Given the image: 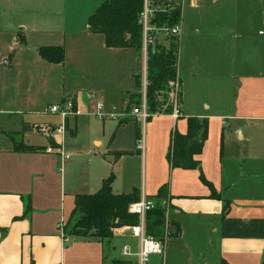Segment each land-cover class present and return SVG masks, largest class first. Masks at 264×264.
I'll list each match as a JSON object with an SVG mask.
<instances>
[{"label": "crops", "instance_id": "0c3cea01", "mask_svg": "<svg viewBox=\"0 0 264 264\" xmlns=\"http://www.w3.org/2000/svg\"><path fill=\"white\" fill-rule=\"evenodd\" d=\"M103 1L6 0L0 9V264H135L140 240L129 225L103 239L67 226L76 195L96 192L111 174L115 193L137 187L151 198L167 186L169 231L179 224L180 233L168 231L164 252L146 264H264V0H189L199 9L218 6L202 24L211 39L195 31L184 37L182 29V115L148 117L144 148L136 150L120 137L132 116L102 119L106 143L94 137L97 151L74 149L63 159L50 140L64 150V134L43 130L61 120L50 106L76 97L82 114L70 116L66 129L77 134L78 117L94 115L99 102L110 110L130 104L141 58L145 72L143 55L107 47L104 34L89 29ZM57 45L62 62L41 56L40 47ZM189 116L208 119L200 165L173 167L171 140L175 130L187 132Z\"/></svg>", "mask_w": 264, "mask_h": 264}, {"label": "trees", "instance_id": "16d2710c", "mask_svg": "<svg viewBox=\"0 0 264 264\" xmlns=\"http://www.w3.org/2000/svg\"><path fill=\"white\" fill-rule=\"evenodd\" d=\"M169 9L156 12L153 22L156 25L173 26L182 20V6L174 0H159ZM144 0H104L88 18L89 29L105 36L107 47L133 48L143 55V27L139 22ZM168 43V44H167ZM179 43L176 37L158 38L155 44L148 47L146 61V97L151 114L171 112L170 92L171 82L179 80L178 56ZM40 54L43 58L60 63L64 60L65 50L61 45L42 46ZM139 92L136 101L131 100L127 109L133 104H139L142 98L143 79L137 76ZM134 95V94H133ZM133 97V96H132ZM133 105V106H134ZM165 107V109H164ZM129 118V117H128ZM126 118V120H128ZM208 135V119L198 116L188 117L186 133L175 130L169 160L173 167L197 168L200 161L195 155L200 154ZM137 138L140 139L139 128ZM53 143V140H50ZM18 149L33 150L34 147L18 142ZM121 154L124 152H120ZM114 174L108 176L99 190L94 193L76 195L75 208L72 211L67 226L70 232L78 236L94 234L99 238H107L113 234L117 226L130 225L139 221V216L129 212V205L140 199L141 191L135 187L127 193H115L112 189ZM168 196L167 186L163 185L159 192L151 197L157 200L154 208L146 215L147 231L157 238L164 239L166 224V205L162 202ZM229 202L226 201L222 216L227 213ZM26 211L30 209L27 202ZM180 233V225H174L169 231V237ZM115 264H131L117 260Z\"/></svg>", "mask_w": 264, "mask_h": 264}, {"label": "built area", "instance_id": "2783aa9c", "mask_svg": "<svg viewBox=\"0 0 264 264\" xmlns=\"http://www.w3.org/2000/svg\"><path fill=\"white\" fill-rule=\"evenodd\" d=\"M172 5H166L159 0H144L143 9L140 12L139 22L143 27V57L145 62V75L143 83L142 98L139 104L135 105L132 108L131 114L127 110L118 114L116 111L110 110L109 112L104 111V104L99 102L97 104L96 110L91 112L94 115H97L100 119H105L106 117L118 118L124 120L130 116H136L139 120L145 122L148 117L151 116L149 110V104L146 97V61L148 55V47L151 44H155L158 38H168L176 37L177 40L180 39L182 34V20L173 26L169 25H156L153 22V17L156 15V12L161 9H170ZM172 90L170 92V101L172 105V115L176 119L182 115L178 97L180 92V83L179 80L171 82ZM165 109V107H164ZM50 110L53 113L58 114L62 118V122L57 123L54 126H47L43 129L47 134L53 135L58 133L63 135L66 130V122L70 116H77L82 114L81 109L77 105L76 97L73 95L67 96L60 103H55L50 106ZM139 147L144 148V144L139 142ZM49 151H54V148L49 147ZM56 150V149H55ZM57 152L61 154L63 159L69 157V153L65 152L62 147L57 148ZM157 204V200L154 198L148 197L145 193L141 194L139 200L132 202L129 205V212L139 216V221L129 225L131 233L139 238L140 240V250L138 252V261L135 264H146L150 261L151 257L155 254H162L165 250L168 238L169 231V219H168V202H164L166 205V224H165V237L164 239L157 238L155 235L147 231V222L146 215L149 210L154 208ZM62 225V224H61ZM124 253L128 254L129 248L126 246L124 248Z\"/></svg>", "mask_w": 264, "mask_h": 264}, {"label": "rangeland", "instance_id": "374dc122", "mask_svg": "<svg viewBox=\"0 0 264 264\" xmlns=\"http://www.w3.org/2000/svg\"><path fill=\"white\" fill-rule=\"evenodd\" d=\"M7 5L6 0H0V9H5ZM218 6V4H212L209 3L207 4V8L199 9L194 6H191L189 4V0H187L184 5H182V29H183V34L184 37L185 35L189 34L192 35V31H195V35L198 38L202 39H211L210 32L207 29V27H203L202 24H208L211 23L209 21L210 15H209V10L212 8H215V6ZM168 44V43H167ZM185 43L183 41V35L181 34L180 37V43H179V56H178V67H180L181 60L184 57V46ZM224 49V48H223ZM205 54V55H203ZM202 57L206 58L207 56H211L210 53H201ZM209 56V57H210ZM143 59H140V68L137 70L140 74L139 76L143 79L145 72L143 69ZM179 69V68H178ZM144 81V79H143ZM144 83V82H143ZM143 90V89H142ZM181 91L182 87H180V92H179V97H178V103L181 106L182 103V97H181ZM138 95L134 94L133 99L136 101V97ZM50 101H52V96H50ZM59 103V102H57ZM105 106L104 111L109 112L110 108H108L105 104V102H102ZM171 103V101H170ZM128 102H121V104L118 106H111V108L116 107L115 111L116 113L120 114L126 110V106H128ZM133 106V105H132ZM131 106V107H132ZM96 109H93L95 111ZM93 112L92 110H90ZM132 108L129 112L131 114ZM152 115V114H151ZM104 120L111 121V122H116L119 121L120 119L118 118H112V117H106ZM104 120L100 119L97 115H88V114H83L78 117V127H77V134H72L70 129H66L64 132V137L62 138L64 141V151H78L80 154H87L89 151H97L96 145L93 143V138H101L104 140L106 143V139H108V134L106 133V137L104 135ZM62 122V118L60 120ZM70 124L73 125L75 124L74 118H70ZM147 121L143 122L141 120H138L136 117L132 116L129 125L126 127L125 130L121 132V139L124 140L123 145L125 147H133L135 150L138 147L139 142L142 144H145V136H146V123ZM139 128L140 131V140H136V133ZM48 136H50L48 134ZM131 137H133L131 139ZM119 142V141H118ZM53 147L55 145V149L57 150V146L59 147L60 143L58 141H55L52 143ZM142 152V151H141ZM168 153V152H167ZM158 154H161V152H158ZM141 172H139V175ZM159 264H162L160 262Z\"/></svg>", "mask_w": 264, "mask_h": 264}]
</instances>
